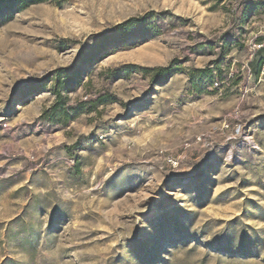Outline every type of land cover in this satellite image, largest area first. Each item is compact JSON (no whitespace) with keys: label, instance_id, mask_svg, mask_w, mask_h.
Returning a JSON list of instances; mask_svg holds the SVG:
<instances>
[{"label":"rangeland","instance_id":"1","mask_svg":"<svg viewBox=\"0 0 264 264\" xmlns=\"http://www.w3.org/2000/svg\"><path fill=\"white\" fill-rule=\"evenodd\" d=\"M4 17L0 264H264V0ZM76 67L58 100L56 71Z\"/></svg>","mask_w":264,"mask_h":264},{"label":"trees","instance_id":"2","mask_svg":"<svg viewBox=\"0 0 264 264\" xmlns=\"http://www.w3.org/2000/svg\"><path fill=\"white\" fill-rule=\"evenodd\" d=\"M49 0H0V14H5L6 18L14 13H18L24 9H26L27 7H29L32 4H36V3H42V2H46ZM136 24L135 20H130L128 22H126L125 24L122 25V27L124 28L122 31H120V33H116L113 34L112 36H114V40H117L120 38L119 34H124L127 30H129L131 27H133ZM121 28V27H120ZM111 36V35H110ZM107 34H104L102 36H100V40L97 41L93 47L90 49L91 54H95L101 50H103V48H105L109 43H108V37H110ZM78 68H74V69H60L57 70L55 73V95L58 98V100H61V90H65L67 88L68 85L73 84L75 82H77L79 80L78 78V73H77ZM153 72V80L155 83L159 84V85H163L165 84L174 74L175 71L168 68V67H158L152 70ZM59 109V106L56 110L57 112L60 113V115H64L67 116L66 112H61Z\"/></svg>","mask_w":264,"mask_h":264}]
</instances>
